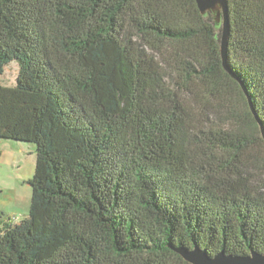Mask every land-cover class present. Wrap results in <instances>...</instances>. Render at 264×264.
Returning a JSON list of instances; mask_svg holds the SVG:
<instances>
[{
	"label": "trees",
	"instance_id": "obj_1",
	"mask_svg": "<svg viewBox=\"0 0 264 264\" xmlns=\"http://www.w3.org/2000/svg\"><path fill=\"white\" fill-rule=\"evenodd\" d=\"M226 1L248 95L197 0H0V140L37 156L0 264L264 254V0Z\"/></svg>",
	"mask_w": 264,
	"mask_h": 264
},
{
	"label": "rangeland",
	"instance_id": "obj_2",
	"mask_svg": "<svg viewBox=\"0 0 264 264\" xmlns=\"http://www.w3.org/2000/svg\"><path fill=\"white\" fill-rule=\"evenodd\" d=\"M18 70L17 62L9 64L2 85L15 86ZM0 154V208L10 213L13 226L17 223L15 214L27 218L32 204L33 188L28 181L33 178L36 166V147L5 141L0 144Z\"/></svg>",
	"mask_w": 264,
	"mask_h": 264
},
{
	"label": "water",
	"instance_id": "obj_3",
	"mask_svg": "<svg viewBox=\"0 0 264 264\" xmlns=\"http://www.w3.org/2000/svg\"><path fill=\"white\" fill-rule=\"evenodd\" d=\"M199 9L203 15L212 13L215 16L217 23H224V38L222 43V56L226 70L237 81H239L241 87L248 95L245 85L240 79L230 70L227 66V42H228V6L226 0H197ZM251 109L258 121L261 129L262 136L264 138V126L255 111L251 98H249ZM186 261L191 264H264V254L252 253L250 256H233L227 255L222 252L215 256L209 255L206 250L201 249L199 246H195L193 249L179 248L176 250Z\"/></svg>",
	"mask_w": 264,
	"mask_h": 264
},
{
	"label": "crops",
	"instance_id": "obj_4",
	"mask_svg": "<svg viewBox=\"0 0 264 264\" xmlns=\"http://www.w3.org/2000/svg\"><path fill=\"white\" fill-rule=\"evenodd\" d=\"M3 142H5L4 140H0V144L1 143H3ZM21 148H23V147H21ZM0 156H1V154H0ZM35 171V170H34ZM33 175H34V172H33ZM33 175H32V177H33ZM31 177V178H32ZM30 181V180H29ZM29 181H28V183H29ZM30 211V210H29ZM2 215H4V216H7V217H11V215H10V213H6L5 212V210L2 208H0V230H2L3 229V223L5 222H3L2 220H1V217H2ZM15 216L17 217V221L16 222H19V221H21V220H23L24 218H20L19 216H17V214H15ZM10 225H12V223H9Z\"/></svg>",
	"mask_w": 264,
	"mask_h": 264
},
{
	"label": "built area",
	"instance_id": "obj_5",
	"mask_svg": "<svg viewBox=\"0 0 264 264\" xmlns=\"http://www.w3.org/2000/svg\"><path fill=\"white\" fill-rule=\"evenodd\" d=\"M15 220H16V218H15Z\"/></svg>",
	"mask_w": 264,
	"mask_h": 264
}]
</instances>
